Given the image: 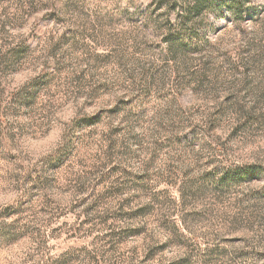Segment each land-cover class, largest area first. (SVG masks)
<instances>
[{
  "label": "clouds",
  "instance_id": "clouds-1",
  "mask_svg": "<svg viewBox=\"0 0 264 264\" xmlns=\"http://www.w3.org/2000/svg\"><path fill=\"white\" fill-rule=\"evenodd\" d=\"M0 264H264V0H0Z\"/></svg>",
  "mask_w": 264,
  "mask_h": 264
}]
</instances>
